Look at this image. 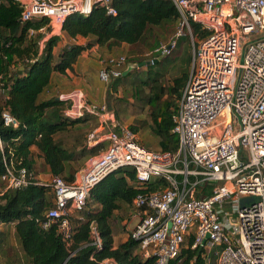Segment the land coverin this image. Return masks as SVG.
Segmentation results:
<instances>
[{
    "label": "built area",
    "instance_id": "2783aa9c",
    "mask_svg": "<svg viewBox=\"0 0 264 264\" xmlns=\"http://www.w3.org/2000/svg\"><path fill=\"white\" fill-rule=\"evenodd\" d=\"M15 1L22 9L21 21L48 19L39 35L50 25L47 35L59 37L68 15L87 16L94 4L107 15H116L114 0ZM170 1L179 15L177 28L151 52L149 64L169 57L178 39L189 37L188 78L171 117L177 149L148 150L129 127L115 125L113 112L104 105H91L79 90L60 95L58 99L67 104L65 117H95L97 130H107L100 138L89 137L91 142L106 141L107 148L89 158L72 182L52 177L53 207L43 226L56 224L64 241H69L70 218L85 209L94 186L110 173L129 169L140 185L156 180L164 184L138 193L132 201L139 214L128 237L137 242L142 260L169 264L188 237H193L191 250H197L208 235L202 250L207 257L215 256V264H264V0ZM193 23L199 25L201 37ZM28 33L34 36L33 30ZM44 38L39 40L43 47ZM126 63L124 56L101 59L99 81L106 84L122 77ZM0 96L6 97L1 81ZM2 121L8 128L19 126L7 109ZM32 178L26 169L8 165L1 193L21 190ZM206 185H211V195L198 198ZM242 200L248 202L242 206ZM91 234L100 247L94 228Z\"/></svg>",
    "mask_w": 264,
    "mask_h": 264
},
{
    "label": "trees",
    "instance_id": "16d2710c",
    "mask_svg": "<svg viewBox=\"0 0 264 264\" xmlns=\"http://www.w3.org/2000/svg\"><path fill=\"white\" fill-rule=\"evenodd\" d=\"M112 7L116 10L115 16L107 15L103 7L94 4L89 15L72 13L64 20L61 33L65 38H94L92 42L68 44L55 57L54 48L60 42V38L55 36L45 43L38 56L39 32L48 24V19L34 18L23 22L19 3L0 0V81L6 89V97L0 96L1 187L4 189L6 186L1 178L8 165L33 173L25 188L0 193V224L14 227L29 264H101L107 259L113 264L155 263L154 258L142 260L136 253L137 242L130 238L115 247L110 219L120 203L131 205L138 193L154 191L164 185L162 181L140 185L132 170L110 173L91 190L85 209L78 213L79 218H74V215L70 218L72 236L69 241H64L56 224L43 226L47 212L53 207L54 193L51 182L43 183L33 172L32 148L38 151L37 156L43 160L51 180L54 176H61L72 182L75 173L71 172L70 164L75 160V148L69 150L55 136L95 118H67L64 116L65 102L58 98L40 100L52 75L73 71L81 54L91 45L110 47L125 44L134 48L152 28L177 24L179 18L170 0H114ZM191 27L198 36H202L198 24L193 23ZM30 30L34 31L33 37L29 36ZM159 62L150 65L147 80L141 83L142 87H148L149 94L140 100L153 108L150 113L152 131L159 138L160 150L173 152L177 149V138L171 133V117L177 111L189 72L174 78L172 84L164 88L158 82L160 71H153ZM153 75L154 79L151 78ZM140 91L136 88L137 93ZM163 96L167 98L163 100ZM6 109L19 122L17 129L4 126L2 112ZM129 128L137 132L134 127ZM105 143L98 142L78 153L83 156L101 152ZM210 187L204 186L197 197L208 198ZM92 228L100 238V247L94 244ZM192 243L193 237H188L178 256L169 264H207L202 257L203 251L197 256V250H191ZM211 257L214 261L215 256L212 254Z\"/></svg>",
    "mask_w": 264,
    "mask_h": 264
},
{
    "label": "rangeland",
    "instance_id": "374dc122",
    "mask_svg": "<svg viewBox=\"0 0 264 264\" xmlns=\"http://www.w3.org/2000/svg\"><path fill=\"white\" fill-rule=\"evenodd\" d=\"M57 1V0H53ZM177 25L176 23L164 24L160 27L152 28L145 36L144 40L140 42L134 48H127L124 51L120 52L117 55L112 56H101L99 58V65L101 59H107L108 57H117L124 56L127 60L125 70L128 66L131 67L128 73H126L122 78L110 83L103 84L98 79L99 69L96 71H91L88 75H80L75 72V67L73 71H68L70 76H66V82L69 83L67 87L73 85V81L79 80L76 78H83L87 81L88 87L93 91V94L97 98L92 99L90 102L91 105H107L108 108L114 114L115 125L117 127L126 126L134 127L137 132L136 136L141 146L148 150L159 151V138L152 131L153 124L151 121L150 113L153 108L149 105H145L141 97H147L149 94L148 87H142V82L147 80L146 73L151 70L149 61L153 56L151 52L163 42H166L171 38L175 31ZM44 39L40 40V42ZM195 41V45H196ZM44 44V41H43ZM61 50V49H60ZM58 50L57 54L60 52ZM244 53V52H243ZM55 55V57L57 56ZM192 55V47L188 36H184L178 39L177 47L173 53L166 58H160L158 66L153 68V71H160L161 75L158 79L159 84L167 88L172 84V80L176 77H181L185 72H189L190 61ZM243 55V54H242ZM124 70V71H125ZM66 73V74H68ZM154 79V75L151 77ZM120 80V81H119ZM116 85V86H115ZM66 87V88H67ZM66 88H64L66 90ZM71 92L75 88L69 87ZM136 88L140 91V94L136 92ZM64 90L63 94H67ZM80 91V90H79ZM82 92V91H81ZM57 93V95L61 94ZM47 99L49 96L45 95ZM44 98V96H43ZM167 96H163V100ZM40 100H42L40 98ZM99 128V122L96 118H89L83 126L78 128H71L66 132L58 133L55 136L57 141H61L64 146L71 150L75 145V137L83 138L87 140L90 135H93V139L100 138L104 136L107 132L97 130ZM94 131H97L95 134ZM104 138V137H103ZM91 140V139H90ZM107 144L105 143V148ZM99 151L94 152L93 154H87L89 159L98 154ZM34 164V173L40 174L42 177V182L50 184V177H46L47 170L43 160L39 159V156L33 157ZM71 172L75 169V163L70 164ZM0 182V193L2 191ZM136 214V211L132 208L131 205H126L120 203L119 209L113 214L110 219V225L115 237V242L118 244L122 239H126L129 234L130 228L134 225L135 219L133 216ZM79 214H75L74 218L78 219ZM130 227V228H129ZM206 263L215 264V261L209 255ZM0 264H29L28 259L25 257L22 248L20 246L19 240L16 236L14 227L12 225H1L0 224Z\"/></svg>",
    "mask_w": 264,
    "mask_h": 264
},
{
    "label": "crops",
    "instance_id": "0c3cea01",
    "mask_svg": "<svg viewBox=\"0 0 264 264\" xmlns=\"http://www.w3.org/2000/svg\"><path fill=\"white\" fill-rule=\"evenodd\" d=\"M48 31H50V25H48L46 30H44V33L40 34L39 40H41L42 37H46L47 38L46 41H48L50 38L57 36L55 34L47 35ZM64 39H65V41H62L60 39V42H58L57 46L54 48V54L55 55L57 54L58 50L62 49L64 46H67L68 44L75 43V44H79V45H85V44L90 43V42H92L94 40V38H87V39L78 38L77 40H69V39L65 38V36H64ZM39 40L37 41V43H38V56L41 54V52H42V50L44 48L43 45L40 44ZM127 48L128 47L125 44L116 45V46L112 45L110 47H107V46L99 47V46H96V45H91L79 57L77 63L74 66L75 67V72L79 73L80 75H84V74L88 75L91 71H96V70H98L100 68V65H99L98 62H99V58L101 56L117 55V54H119L120 52L124 51ZM65 75L70 76L69 73L65 74ZM66 78L67 77L64 76V75L53 74L52 77H51V82H50L48 88L40 96V98L42 100H46L47 97H45V95L49 96L48 99H50V98H58L60 95H63L64 90H65L64 88H66L67 85L69 84V83L66 82ZM76 79H79V80L73 81L72 82L73 85H71L69 87L75 88V90L82 91L88 101H91L92 99L97 98V96H95L93 94L92 89L90 87H88V83H87V81H89L88 79H87V81L85 79H83V78H76ZM69 87L66 88L65 92L69 91V89H70ZM60 92H62V93L56 96V94L60 93ZM66 93H68V92H66ZM43 96H44V98H43ZM85 123H86V121H84V122H82L80 124H77L74 127L78 128L80 126H83ZM121 127H123V126H121ZM74 143H75V145L72 146V147L75 148V160L73 162H71V164L75 163V169L73 170V172L76 175V173L80 169H82L84 167L85 163L88 161V159H86L88 157L87 154L81 156L78 152L81 149H84V148L89 149L90 147L96 145L97 142H91V141H89V138L87 140H85V137H83L81 139H80V137H75ZM31 152H32L31 154L33 155V157H36V155H38V151L36 149H34V148H32ZM45 176L46 177H51L48 174L45 175ZM37 178L39 180H42V177L40 176V174H38ZM131 206H132V204H131ZM134 210L136 211V214L133 216V218L135 219V222H134V225L131 228L129 227L130 230L135 226V224L138 221V214H139L138 210H136V209H134ZM128 235H127L126 239H122V241H120V243L125 242L129 238ZM112 236H113L114 246L116 247L120 243L117 244L115 242V237L116 236L114 237L113 231H112ZM210 255H212V254H210ZM202 257L204 258V260L206 262L207 261V258H206L207 256H205L204 251L202 253Z\"/></svg>",
    "mask_w": 264,
    "mask_h": 264
},
{
    "label": "water",
    "instance_id": "95a60500",
    "mask_svg": "<svg viewBox=\"0 0 264 264\" xmlns=\"http://www.w3.org/2000/svg\"><path fill=\"white\" fill-rule=\"evenodd\" d=\"M59 38H60L62 41H65L64 36H63L62 34L59 35ZM130 69H131V67L128 66V68L123 72L122 76H124L126 73H128ZM114 81H116V80H115V79H110L106 84H110V83H112V82H114ZM104 106H105V109H106L107 112H111V110L108 108L107 105L104 104ZM247 202H248L247 200H242V202H241L242 206H244ZM208 238H209V236L207 235V236L205 237V239L202 241L201 245L198 247V249H197V256L201 253V251H202V247H203V245L205 244V241H206Z\"/></svg>",
    "mask_w": 264,
    "mask_h": 264
}]
</instances>
